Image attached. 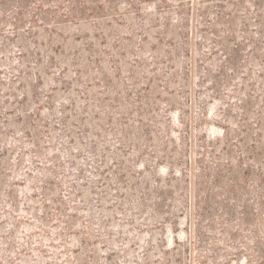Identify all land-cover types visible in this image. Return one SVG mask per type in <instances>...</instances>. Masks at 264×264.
<instances>
[{"label": "rangeland", "instance_id": "1", "mask_svg": "<svg viewBox=\"0 0 264 264\" xmlns=\"http://www.w3.org/2000/svg\"><path fill=\"white\" fill-rule=\"evenodd\" d=\"M0 264H264V0H0Z\"/></svg>", "mask_w": 264, "mask_h": 264}]
</instances>
